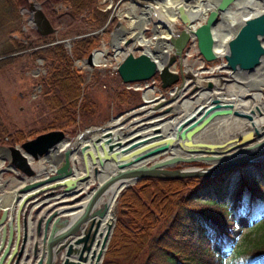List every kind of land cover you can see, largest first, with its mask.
Instances as JSON below:
<instances>
[{"label": "water", "instance_id": "1", "mask_svg": "<svg viewBox=\"0 0 264 264\" xmlns=\"http://www.w3.org/2000/svg\"><path fill=\"white\" fill-rule=\"evenodd\" d=\"M211 1L213 9L204 17L203 22L193 29H190L193 19L188 12L182 6L177 7L175 12L181 28L177 35L170 34L166 39V43L172 48V54L165 62L160 64L144 50L136 55L128 51L123 54L116 67L122 83L146 81L157 73L160 89L169 88L167 97H157L148 101L142 94L141 103L122 114L124 115L122 124L117 125L118 120L113 122L121 116L120 114L101 125L83 128L71 141L62 130L55 129L37 134L19 146H0V160L7 163L5 169L14 168L24 176L21 186L12 193L16 197L21 195L17 204L3 206L0 199V264H101L115 222L114 217L103 233L98 232L100 219L107 208V202L101 203V200L107 192H116L118 200L122 191L144 177L214 176L227 169L264 159V129L256 131V138L251 143L230 151L207 149L191 153L173 152L176 147L189 143L188 135L202 122V112L228 106L219 99H210L211 105L204 109L200 106L192 113L182 111L171 134L161 131L157 125L153 127V124L149 126L143 124V128L136 131L129 130L125 133L118 131L122 130L124 122L126 126H130L137 122L139 117L140 120L151 115L165 117L181 111L182 101L178 93L186 86H190V83L184 80L187 75L183 72L181 54L190 31L195 36L197 49L202 58L207 62L214 61L218 54L213 49L211 28L220 14L232 4H238L239 0ZM28 10L29 20L39 36L56 32L34 0H29ZM112 18L113 14L109 16L107 22ZM158 18L162 19L160 15ZM165 26H168V23L165 22ZM103 28L92 34L102 32ZM123 30L125 27H122ZM233 31L226 43L225 51L221 53L225 60L223 68L237 73L258 71L264 74V11L249 14ZM151 32L156 33L154 24ZM130 41L131 38L127 37L123 44ZM59 42L64 44L68 52L70 51L69 39L54 40L34 49ZM112 46L117 48L119 45L112 43ZM151 50L155 51V48ZM11 55H2L0 59ZM83 61L92 65V51ZM176 61L179 65L178 72L169 69ZM215 87L214 83L206 81L205 88L212 90ZM247 89L260 90L257 86ZM254 109L259 118H264V103L261 105L262 111L258 106ZM150 112L156 113L149 114ZM234 115L241 117L246 114L238 111ZM141 123L143 122L139 124ZM115 125L117 129L112 132L110 128ZM91 131L99 135L81 138ZM140 131L144 132L143 135ZM62 144L65 146L61 153ZM32 162H36V167H33ZM197 162L204 165H191ZM176 165L178 166L175 167ZM75 166H79L81 174L77 173ZM76 174L79 175L75 177ZM90 178L92 187L86 193L82 189L83 185L77 186V182L86 183ZM38 195H42L43 199L35 203ZM72 195L74 196L69 202L71 207L60 209L66 201H54L49 204L50 200ZM46 203L48 206L33 224L37 214L36 208ZM26 205H30V208L23 214L21 210ZM33 231L38 239L33 240L29 250V239L32 238ZM96 245L97 250L94 248Z\"/></svg>", "mask_w": 264, "mask_h": 264}, {"label": "trees", "instance_id": "2", "mask_svg": "<svg viewBox=\"0 0 264 264\" xmlns=\"http://www.w3.org/2000/svg\"><path fill=\"white\" fill-rule=\"evenodd\" d=\"M27 1L0 0V32L6 33L0 40V55L31 45L20 40L24 35L18 7ZM58 1L65 6L64 14L72 21H80L73 29L78 36L71 40L70 52L62 42L30 50L32 56L43 58L50 70L49 75L39 80L38 113L47 108L44 102L48 96L54 101L51 108L57 110L49 119L42 117L45 121L42 129L9 135L13 141L21 139L18 142L22 143L54 129L55 122L59 123V129L75 133L80 120L93 113L92 104L83 94L82 74L72 64L75 59L85 58L99 44V35L89 33L103 26L107 11L100 9L98 0ZM35 36L43 41L49 35ZM10 59H0V70ZM139 93L126 88L117 90L114 94L117 108L138 105ZM6 133L0 117V139H4ZM116 210L101 264H223L227 254H230L229 264H264V227L256 240L236 249L232 233L234 220L229 219L231 210L235 214L248 212L253 218L264 215V160L233 167L214 176L141 178L122 191ZM146 247L150 249L139 261Z\"/></svg>", "mask_w": 264, "mask_h": 264}, {"label": "rangeland", "instance_id": "3", "mask_svg": "<svg viewBox=\"0 0 264 264\" xmlns=\"http://www.w3.org/2000/svg\"><path fill=\"white\" fill-rule=\"evenodd\" d=\"M28 1L24 4H21L18 7L19 14L21 16V20H20L21 29L23 30V35H24L21 37L20 40H22V42L24 43L29 42L31 45L25 47L24 48L25 50L23 51L18 50L21 52L14 50V51H11L10 53L2 54V55L12 54L10 56L11 62H9L8 65L4 66L3 69L0 70L1 71L0 72V117H1V120L4 126H6V129L8 131V133H6L5 136L3 137L4 139H0V146H3V147L12 146V145L19 146L21 142H18V141H21V139L13 141L11 138H9V135L13 133V136H14L15 135L14 132L16 131H21L23 133H32L33 130H40L39 128H41L43 126V123L45 122V121H42V117H46L47 119H49L53 115H55L54 110H57L56 108H51V105L54 104V101L48 96L47 101L44 102V104L47 105V108L44 110L43 113H38V105L36 104V102L39 100V95H40L39 80L48 70V64L41 57H39L40 63H38L36 61V58L38 56H32L31 54L32 52L29 51L28 48L30 49L38 45H43L45 43V40L54 41V40H59V39L61 40L69 39V42L71 43V40L75 38L76 36H78L76 35L77 33L73 32V29L80 23V21L79 20L72 21L66 14H64L65 6L61 5L58 0H34L41 7L44 14L51 22L52 26L56 29V32L49 35L47 39H44L43 41L37 40L35 36V34L37 33L33 27V24L29 20L30 14L28 10ZM109 1L110 0H98V5L100 9L106 10V6L111 4ZM182 1H185V0H173L174 3H180ZM114 2H116V0H114ZM125 2L126 1H124V4H123V1L119 2L117 6L115 7L114 12L118 14L119 13L122 14V13L136 11L134 12V14L137 15L139 14L140 10L145 9L144 6L143 7L134 6L135 10L134 9L131 10L130 8L128 10V8L125 7L128 4ZM152 13L153 12L151 10V16L153 17L154 15H152ZM157 17L158 16H154L153 19H156ZM157 21H160L159 18H157ZM105 22L103 23V26L105 25L103 31L99 33H95L99 35V45L95 48L107 49L104 66H101L102 64H100V66H94V65L90 66V73H88L87 64L86 63L83 64V61L75 60L74 61L75 63L73 64V67L75 68V70L78 73L82 74L83 76V82L81 84L82 89H83V94L86 97V101L92 104L90 109H93V113L89 115V117H86L83 121L80 120L75 130V133L71 132L70 129H65L64 131L62 129H59L58 122L53 123L54 129H51V130H55V129L62 130L68 137V140L70 141L72 137L77 132L82 131L83 128L87 126L101 125L104 122H108L111 118L116 117L117 115H120V114L122 115L124 112H127L129 109L136 107V106H132L128 109H118L117 105L115 104V99H114L115 92L119 89L125 88V86L122 84L120 78L118 77L114 69V66L116 65V61L120 58V55L115 56L114 61H113V56H112L114 55V48L112 46V43H113L112 40L114 39L113 36L118 38L119 40L118 44H120V48L124 52L126 50L128 51L131 50L130 52H132L133 54H137L138 52L143 50V47L137 46L135 43H133L134 38L131 35H129L131 30L129 29L130 26H129L128 18H124L122 15H120L119 17L117 16V14L116 15L114 14L110 22H107L106 24ZM178 22L179 20L176 21L177 30L180 29L181 27L180 25H178L179 24ZM81 25H82L81 29H83L85 27L84 23L82 22L80 26ZM122 27H125V31H121ZM151 27H152V24L150 22L147 23L146 25L147 29L145 28L143 31V35L146 38H150L153 36V33L151 32ZM164 27L162 26L161 28L163 29ZM133 30L138 31V28L134 27ZM89 34H92V32ZM5 36H6V33L0 32V40ZM123 37L124 39L125 37L126 38L130 37L131 41L128 42V44H122L120 42L121 40H123ZM101 43H103V45ZM128 46H130V48ZM153 47L151 46L150 48H153ZM66 51L68 52L67 49ZM188 52L190 53V50H188ZM186 57H188L189 59L190 58L191 59L196 58L197 60L201 59L198 53L197 54L192 53L191 55L189 54ZM43 62L45 63V65L43 64ZM188 62H190V60ZM217 62H218L217 60L212 61L210 64H215ZM89 74L93 75L90 77V79L87 78ZM142 85H144V83H142ZM154 85H157V83ZM262 88L263 90H261L260 93H261V96L264 97V87ZM136 91L140 92V90H136ZM19 92L22 93V97L18 95ZM189 93L190 91L188 92L186 91V95H189ZM139 96L141 99V92L139 93ZM188 97L189 96H185L181 99L182 101L181 108H182V105L185 103V100L188 99ZM195 110L197 109H194L193 111ZM220 113L226 116H233L237 118V116L234 115L235 112H229L227 110L222 112L220 110ZM241 119L242 118L240 117L239 120L238 119L236 120L237 122H241L240 121ZM213 120H214V123H219L222 121L221 119L220 120L213 119ZM125 123L126 122H124V124ZM235 124L236 122H232L233 128ZM46 126L44 128H46ZM225 127L226 126H223V127L217 126V128L212 131L214 132V134L210 135V137L213 138L214 136H218V137L226 136V131H224ZM235 127L236 128H234L235 130L233 131H236V132H233L232 134L233 138L241 134V132L238 131L239 130L238 124ZM256 127L260 128L258 125ZM198 130L200 129L195 128L193 132L198 133ZM246 130L247 129L244 128L242 131L245 132ZM250 136L254 139L255 133L252 132ZM202 137L204 136H201L200 138ZM31 138H28V139H31ZM195 141H196L195 144L196 143L198 144L199 142L201 143L200 139H197ZM226 143L228 144V146L225 145ZM241 144L242 143L240 142V140L238 142L234 140V143L222 142L220 144L219 142H208L207 141L206 143L201 144L202 146L200 145V147H196L195 150H201L205 148L206 150L211 149L212 151H222V150L230 151L229 149L231 150L237 149V147L240 146ZM183 147L184 146L181 145L178 148H183ZM181 151L184 153H190V149H181ZM32 164H33V167H36V162H32ZM191 165H196V163H192ZM6 166H7V163L5 161L2 162L0 165V168H1L0 169V196L2 197V200H3L2 202L10 201L11 194L13 193L14 190L18 189V187L21 186V183L23 182V178H24L22 173L16 172L14 168H11V170L5 169ZM41 197L42 196H38V199L35 201V203L43 199ZM229 200H227V203L229 202ZM244 202L246 203V199H244ZM47 206L48 204H46L45 207ZM29 208H30V205H28V208L25 211H22V213L23 214L27 213ZM42 208H44V206L40 205L39 209H42ZM229 219L234 220V227L232 228V233L236 238V245H235L236 249H238L239 247L247 246L250 243V241L256 240L258 235L260 234V231L264 227V215L256 216L253 218L248 215V212H243L241 214H237V213L235 214V211L231 210ZM168 221L169 219L164 221L161 224L160 230L165 227ZM20 230H21V224H20ZM31 234L34 237H36V240L38 239L34 231L31 232ZM148 249H150V247L145 248V252L139 258V261L144 259L145 253L146 251H148ZM214 249H217V248L214 246ZM229 257H230V254L225 255V261L223 264H229Z\"/></svg>", "mask_w": 264, "mask_h": 264}, {"label": "bare ground", "instance_id": "4", "mask_svg": "<svg viewBox=\"0 0 264 264\" xmlns=\"http://www.w3.org/2000/svg\"><path fill=\"white\" fill-rule=\"evenodd\" d=\"M121 1H123V4H124V1H126L125 3H127L128 5H126L125 7L128 8V10L129 8L131 10L132 9L135 10L134 6H142V7L144 6L145 9L140 10L139 14L137 15L134 14V12L136 11L122 13V14L115 13L114 12L115 7L117 6L118 2H121ZM109 2L111 4L106 6L107 19L109 18L111 14L113 15L117 14V16L119 17L120 15H122L124 18H128L129 26H130L129 29L131 30L129 35H131L134 38L133 43H135L136 45L142 46L143 50L147 54H149L152 58L156 59L160 64L165 62V60L171 53L170 46L169 44L166 43L167 42L166 39L169 37L170 34L174 35L178 32L177 27H176V21L178 19L176 17V12H175L177 10V7L182 6L184 10L188 12V14L190 15V18L193 19L192 23H190V29H193L195 26L202 23L204 20V17L207 16L208 12L213 9L211 0H185L180 3H174L173 0H116V2H114V0H110ZM262 5H264L263 0H253V1L239 0L238 4H232L231 6H229V8L225 12L221 13L220 16L218 17L217 22L211 28V30H213V37H214L213 38L214 52L221 53L223 50H225L226 40L230 37V35H232V31L235 30L237 26L242 23L243 19L246 18L249 14L251 13L254 14L260 10L264 11V7ZM151 10L153 12L152 15L154 16L160 15L162 18L161 20L163 21L160 20L156 22L158 17L156 19H153L154 16L153 17L151 16ZM156 12L158 15H156ZM149 22L151 24H154L156 28V33H153L152 37L146 38L143 35V31L146 28L147 23ZM165 22L168 23V26L166 27H164ZM162 26L164 27L163 29L161 28ZM134 27H137L138 31L137 30L134 31L133 30ZM190 33L192 34V32ZM113 37L114 39L112 41L114 42V44H117L119 41L118 38H116L115 36ZM125 39L123 37V40H121L120 43H122ZM101 44L103 45V43ZM150 45L152 47L154 46L155 51L151 50L152 48H150L151 47ZM128 47L130 48V46ZM104 52H105L104 48L94 51L93 58H92V61L94 64L101 63L104 65L105 60H102L101 58ZM125 52L121 50L120 44L117 48H114V56L120 55V53L123 55V53ZM189 60L190 62H188ZM201 70L202 69H200L199 63L195 62L194 59H189V58L186 59L185 65L183 67V72L186 73L187 76L185 77L184 80L186 82H189L191 87L196 86V88H190V86L189 87L186 86L187 88L185 87L186 89L184 88L185 89V90L183 89L184 91L181 90L178 93V96H180L181 99L185 96H189L188 99L185 100V103L182 105L181 111H179V113L175 114L176 113L175 112V113H172L173 115L175 114L174 116L169 115L165 117H161V115L160 116L151 115L148 118L143 119V120H140L139 119L140 117L139 118L136 117L138 118L137 122H134L133 125H130V126H126V124L122 125L123 127L122 130L118 129L119 133H121V131L122 133H125L129 130L136 131L139 128L142 129L144 126L143 124H146L147 126L153 124V127L157 125L161 131L167 134H171L174 126L179 120V117H180L179 115L182 111L192 113L194 109H198L200 106H203L202 109H204L205 107H207V105H211V103L209 102L210 99H219L220 102L228 106H225L219 110H210V111H207L206 113H203L202 110H200L199 112H202L203 120L198 125L197 129H200L201 131L198 130V133L191 131L190 134L188 135V139H190L189 143L184 144L183 148L176 147L173 150V152H182L181 149H190V153L195 152V151H198V150H195L196 147H200L201 144H204L207 141L208 142H219L220 144L222 142L234 143V140L236 142L240 140L242 144L238 146L237 148L241 147L242 145L251 143V141H253L254 139L250 136V134L252 132L256 133V131H261V129H264V118H259L256 110L254 109L255 106H258L259 109L261 110V105L264 103V97H262L260 93V91L263 90L262 87H264V74L263 73L260 74L258 71H256L254 73L251 72L247 74L229 72L230 74H232L230 75L224 69H219V70L204 69V71H201ZM208 76L212 78V81L216 85V87L212 90H208L207 88H205V83L202 82V79ZM254 86L259 87L260 90L254 91L251 89H247V87H254ZM186 91L187 92L190 91L189 95H186ZM142 94L146 100L151 101L153 100V98H157L158 92L156 89L148 87V88L142 89ZM220 110L222 112L225 110L229 112L239 111V112H243L246 115L241 116L242 118L240 120L241 122H237L236 119L239 120L240 117L235 118L233 116L223 115L220 113ZM250 110H252V112ZM155 113L156 112H150L149 114H155ZM123 118H124V115H121L120 117L116 118L113 122H116L118 120L119 123L117 125H120L123 123ZM213 119H216V120L221 119L223 122L221 121L219 123H214ZM140 122H143V123L139 124ZM232 122H236L235 126H237L238 124V128H239L238 131L241 132V134L235 136L234 138L232 137V134L233 132H236V131H233L235 130L234 128L236 127L235 126L234 128L232 127ZM136 123H138V125H136ZM254 123L256 126L258 125L260 128L256 127ZM117 125L110 128V130L114 132V130L117 129L116 128ZM217 126L218 127L226 126L224 130L226 131V136H223V137L214 136L213 138L210 137V135L214 134V132L212 131L216 129ZM244 128L247 129L245 132L242 131ZM96 133L97 132L95 131H91L87 133L88 135H86L85 137L83 136L81 138L86 139V138L92 137V135H99V133L97 134ZM140 133L141 135H143L144 132L140 131ZM201 136H204V137L200 138ZM254 138H256V134ZM197 139L201 140V143L199 142L200 145L199 143L195 144L196 142L195 140ZM82 141H85V140H82ZM225 145L228 146L227 143ZM63 146H65V144H62V147L60 146L61 153L64 150ZM201 150L205 151L206 149L203 148ZM76 158H77V155H76ZM1 163L2 161H0V165ZM76 168H77L76 169L77 173L81 174L82 173L81 170L78 169L79 166ZM78 175L79 174H76L75 177H77ZM86 184H88V187H86ZM91 184H92V178H90V180L88 179L86 183H83L81 181L77 182V186L83 185L82 189H84L86 193H88V191L90 190L92 186ZM73 196L74 195L61 196L57 200H50L49 204L50 202L53 203L54 201H66L65 205L60 206V209L71 207L72 205L69 202H70L71 197ZM20 197L21 195L16 197L15 194H11V199L10 201L8 200L9 202H2L3 200H1L2 205L3 206H9L13 204L15 205L17 204V202H19ZM0 199H2L1 196H0ZM116 200H117V193L114 191L107 192V194H105L104 197H102L101 203L103 201L107 202V208H106V211L104 212V215H102L100 219V223L98 226V232L103 233L106 229L107 224L112 223V220L116 214V206H117ZM46 204H42V205L45 207ZM27 208H28V205L24 206L21 212L25 211ZM39 210L40 209L38 206L37 211ZM65 213H68V212H65ZM31 237L33 238V240L36 239V237H34L32 234H31ZM98 239H100L99 236H98ZM31 246L30 244H28V249L29 247L31 248ZM94 248L95 250H97L98 246L96 245Z\"/></svg>", "mask_w": 264, "mask_h": 264}, {"label": "built area", "instance_id": "5", "mask_svg": "<svg viewBox=\"0 0 264 264\" xmlns=\"http://www.w3.org/2000/svg\"><path fill=\"white\" fill-rule=\"evenodd\" d=\"M188 50H190V53L188 52ZM192 53H196L197 54L196 42H195V39H194L193 36H191L190 41L188 43V47H187V49L185 51V58L188 59V57H186V56L189 55V54L191 55ZM114 58H115V56H113V61H114ZM117 59H115V60H117ZM194 60H195V62L199 63V67H200V69H202L201 71H204L203 61L201 59L197 60L196 58ZM118 61H119V59L116 61V65H117ZM116 65L114 66V69H115ZM217 66H219V65H216L215 67H217ZM156 83H157V80L155 78H152L149 81H147L146 83H144V85H125V87L126 88H132V89H143V88L149 87V85H153L154 86V84H156Z\"/></svg>", "mask_w": 264, "mask_h": 264}, {"label": "flooded vegetation", "instance_id": "6", "mask_svg": "<svg viewBox=\"0 0 264 264\" xmlns=\"http://www.w3.org/2000/svg\"><path fill=\"white\" fill-rule=\"evenodd\" d=\"M45 43H47V42H45ZM45 43H44V44H45ZM44 44H43V45H44ZM44 47H46V46H44ZM41 48H43V47H41ZM23 50H25V49H22V51H23ZM26 50H27V49H26ZM28 50H29V48H28ZM29 51H30V50H29ZM18 52H21V51H18ZM37 59L39 60V57L36 58V61H37L38 63H40V60L38 61ZM78 60H79V59H78ZM74 63H75V62L73 61V64H74ZM83 63H85V62H83ZM43 64L45 65L44 62H43ZM73 64H72V65H73ZM87 71H88V73H90V66H87ZM49 74H50V70H49V65H48V70L45 72L44 75L46 76V75H49ZM91 76H93V75H92V74H91V75L89 74L87 78L90 79ZM82 82H83V76H82ZM39 86H40V85H39ZM18 95H19L20 97H22V93L19 92Z\"/></svg>", "mask_w": 264, "mask_h": 264}, {"label": "crops", "instance_id": "7", "mask_svg": "<svg viewBox=\"0 0 264 264\" xmlns=\"http://www.w3.org/2000/svg\"><path fill=\"white\" fill-rule=\"evenodd\" d=\"M5 204H6V203H5ZM44 209H45V207L42 208V209H40V210L37 212V214H36V218L34 219L33 224H35V221H36L38 215L41 214V212H43ZM29 241H30V246H31V245H32L31 243L33 242V238H31ZM29 249H30V247H29ZM29 258H30V256H29Z\"/></svg>", "mask_w": 264, "mask_h": 264}]
</instances>
